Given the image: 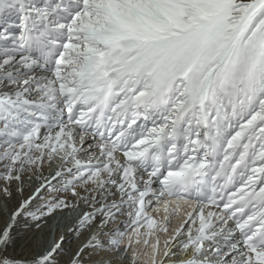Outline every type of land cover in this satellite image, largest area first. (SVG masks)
<instances>
[{
	"label": "snow or ice",
	"instance_id": "1",
	"mask_svg": "<svg viewBox=\"0 0 264 264\" xmlns=\"http://www.w3.org/2000/svg\"><path fill=\"white\" fill-rule=\"evenodd\" d=\"M0 26V264H264V0H0Z\"/></svg>",
	"mask_w": 264,
	"mask_h": 264
},
{
	"label": "bare ground",
	"instance_id": "2",
	"mask_svg": "<svg viewBox=\"0 0 264 264\" xmlns=\"http://www.w3.org/2000/svg\"><path fill=\"white\" fill-rule=\"evenodd\" d=\"M0 27H2V26H0ZM47 173H48V172H47ZM27 194H28V193L26 192L25 195H27ZM70 238H71V234H70V233L65 234V239H66V241L69 240ZM78 241H79V240H75V239H73V240H72V247H75V245L78 244ZM65 247H66V248L69 247L68 243H65ZM69 254H70V253H69ZM66 258H67V253H65V255H64V257H63V260L65 261Z\"/></svg>",
	"mask_w": 264,
	"mask_h": 264
},
{
	"label": "rangeland",
	"instance_id": "3",
	"mask_svg": "<svg viewBox=\"0 0 264 264\" xmlns=\"http://www.w3.org/2000/svg\"><path fill=\"white\" fill-rule=\"evenodd\" d=\"M45 175H47L48 173H47V170H45V173H44ZM0 226H2V223H0ZM80 241H78V243H79ZM68 255H69V253H67V258H66V260L65 261H67V259H68Z\"/></svg>",
	"mask_w": 264,
	"mask_h": 264
}]
</instances>
